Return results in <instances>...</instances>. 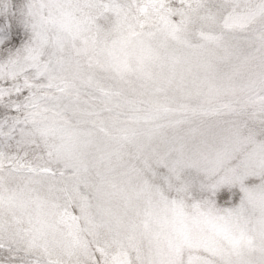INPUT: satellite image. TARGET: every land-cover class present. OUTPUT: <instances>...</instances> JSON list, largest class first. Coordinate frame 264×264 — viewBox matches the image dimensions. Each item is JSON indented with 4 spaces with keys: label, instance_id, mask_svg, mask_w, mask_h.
Masks as SVG:
<instances>
[{
    "label": "snow or ice",
    "instance_id": "6c2138e0",
    "mask_svg": "<svg viewBox=\"0 0 264 264\" xmlns=\"http://www.w3.org/2000/svg\"><path fill=\"white\" fill-rule=\"evenodd\" d=\"M0 264H264V0H0Z\"/></svg>",
    "mask_w": 264,
    "mask_h": 264
}]
</instances>
